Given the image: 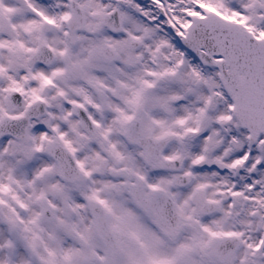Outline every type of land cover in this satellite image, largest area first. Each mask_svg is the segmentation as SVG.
Here are the masks:
<instances>
[{
    "label": "snow or ice",
    "instance_id": "6c2138e0",
    "mask_svg": "<svg viewBox=\"0 0 264 264\" xmlns=\"http://www.w3.org/2000/svg\"><path fill=\"white\" fill-rule=\"evenodd\" d=\"M0 264H264V0H0Z\"/></svg>",
    "mask_w": 264,
    "mask_h": 264
}]
</instances>
